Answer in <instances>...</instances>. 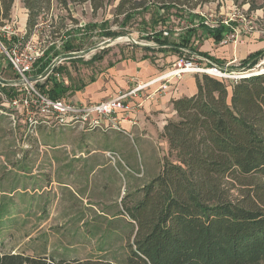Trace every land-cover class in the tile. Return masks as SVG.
<instances>
[{
    "label": "trees",
    "instance_id": "1",
    "mask_svg": "<svg viewBox=\"0 0 264 264\" xmlns=\"http://www.w3.org/2000/svg\"><path fill=\"white\" fill-rule=\"evenodd\" d=\"M59 1L65 6L70 2H89L94 10L106 2ZM126 1L118 4L119 13H123ZM192 1L158 0L161 4L157 9L169 11L176 7L185 11ZM207 1L215 0H196L193 4ZM22 2L29 11V35L38 24L42 9L50 7L52 0ZM234 2L248 3L252 10L262 7L258 0ZM14 3L15 0H0V26L10 18ZM138 7L133 4L132 8ZM131 17L132 12L127 13L125 23ZM190 18V27L178 37L168 30L165 34L164 29H153L146 37L156 46L146 49L178 55L196 52L209 57L197 51V41L208 35L219 42L231 31L225 23L214 26L197 15ZM107 34L118 33L111 30ZM77 50L69 40L63 43V52L54 44L47 46L32 75L45 74L59 56L76 62L78 57L73 55ZM263 56L264 49L258 50L241 64L252 68ZM69 75L67 66L59 63L37 85L53 99L70 98L86 83H75ZM9 88L12 96L19 92L15 87ZM173 104L177 116L165 126L169 151L159 174L141 186L139 199L129 204L124 201L126 205L122 204L119 213L114 214L134 227L132 236L125 238L124 259H114L104 249L86 257H66L46 250L0 251V264H263L264 74H252L236 82L209 74L197 75V92L177 98ZM173 155L176 160L171 159ZM1 210L0 224L11 217L6 205Z\"/></svg>",
    "mask_w": 264,
    "mask_h": 264
},
{
    "label": "rangeland",
    "instance_id": "2",
    "mask_svg": "<svg viewBox=\"0 0 264 264\" xmlns=\"http://www.w3.org/2000/svg\"><path fill=\"white\" fill-rule=\"evenodd\" d=\"M120 1L106 0L102 7L94 10L89 2H70L65 6L59 0H52L50 7L42 9L38 24L28 35L29 11L22 0H15L6 23L15 22L11 24L15 39L32 42L37 48L54 44L63 52V43L71 41L79 49L73 55L78 59L74 63L61 59L59 63L67 66L69 76L78 84L91 81L122 58L157 56V53L174 54L177 58L188 56L186 51L178 55L172 51L148 50L146 46L156 44L146 36L153 29H164L178 37L190 27L191 16L202 17L214 26L233 17L228 26L243 39H264V0H258L262 7L255 10L250 9L248 3H235L234 0L200 2L195 6L194 0L185 11L176 7L159 11L157 6L161 3L158 0H127L122 7L123 13H119ZM133 4L139 7L133 9ZM130 12L132 17L125 23L126 14ZM111 30L118 34L108 35ZM0 40L7 46L12 41L8 31L1 29ZM94 56L96 58L92 59ZM262 61L264 56L254 67ZM230 66L237 70L245 68L241 61ZM262 66L264 64L259 68ZM0 68L4 77H16L1 52ZM9 89L6 87L0 93V108L8 112L10 108L2 104H8L10 98H19L23 93L20 91L12 96ZM66 127L53 119L50 124L42 123L32 133L27 131L21 109L12 107V118L0 111V210L6 205L11 213V217L0 224V251L34 253L46 250L66 257H86L104 249L114 259L122 260L126 255L125 238L128 234L132 236L134 227L114 214L119 213L122 204L139 199L141 186L159 174L160 158L156 152L146 153L137 138L115 132L117 141L114 140V144L108 137H102L98 143L116 149L128 164H124L122 158L113 160L106 154L107 167L96 169L88 176V169L81 171V164L74 160L60 161V156L71 158L73 152L71 144L65 151L58 146L72 139V132L76 130L75 127L66 131ZM122 149L129 151V161ZM174 156L172 160H176ZM105 178H109L111 184L102 192L100 183Z\"/></svg>",
    "mask_w": 264,
    "mask_h": 264
},
{
    "label": "crops",
    "instance_id": "3",
    "mask_svg": "<svg viewBox=\"0 0 264 264\" xmlns=\"http://www.w3.org/2000/svg\"><path fill=\"white\" fill-rule=\"evenodd\" d=\"M197 42V51L207 53L209 57H205L218 64L232 62L234 65L251 53L264 49V39L256 41L249 38L242 39L238 43L221 45L213 37L204 35L202 40ZM157 54V56L142 55L116 60L98 73L94 79L87 82L82 89L77 90L69 99L76 103H95L121 93H128L138 84L146 83L161 75L177 59L174 54ZM197 75L199 74L185 73L179 79L173 78L166 91L160 89L162 81H158L135 94L128 95L125 99L133 106L132 110L130 112L118 110L115 113L118 117L116 125L127 133L118 130L108 118L104 120L102 126L67 125L66 131L70 128L75 129V127L76 130L72 132V139L59 143L58 146L65 151L66 146L71 144L73 152L70 155L71 158L60 156V161L65 163L68 159L74 160L75 163L81 164V171L88 169V176H92L96 169L107 167L109 162L106 151L118 152L116 149L105 148L98 142L102 137H108L114 144V140L117 141L115 132H118L137 138L143 150L146 153L156 152L160 158V164H163L169 151V143L164 136L165 126L169 120L177 116L173 100L197 92ZM121 152L129 161V151L122 149ZM122 160L124 164H128L123 158ZM100 184L101 191L105 192L104 187L110 185L111 182L109 178H105Z\"/></svg>",
    "mask_w": 264,
    "mask_h": 264
},
{
    "label": "built area",
    "instance_id": "4",
    "mask_svg": "<svg viewBox=\"0 0 264 264\" xmlns=\"http://www.w3.org/2000/svg\"><path fill=\"white\" fill-rule=\"evenodd\" d=\"M232 20L233 17H230L229 19L223 20V23L229 25ZM11 24L14 25L15 22H7L0 26L2 31H8V37L12 40L9 46L5 45L2 40H0V52L3 53L6 63L9 64L16 73V77H4L2 75L3 69L0 68V93L3 92L1 88L4 87H15L19 92L22 91L23 93L19 98H10L8 104L6 102L2 104L10 108L9 112L2 110V108H0V111L10 115L12 118V107L21 109L27 131L32 133L36 132V128L39 124H50L53 119L56 120L57 124L62 126L80 124L96 127L102 126L106 118L110 119L113 122L112 124H114L113 126L118 130L127 133L120 126L116 125L118 117L115 113L118 110L130 112L133 106L130 102H126L125 98L158 81H162L160 89L166 91L173 78L179 79L185 73H195L199 75L209 74L229 82H236L252 74H264V66L259 68L260 65L264 64V61L257 64L256 67L237 70L231 68L230 65L232 62L218 64L209 60L204 55L190 52L186 57L177 58L173 65L161 75L146 83L138 84V86L134 87L128 93H121L117 96L95 103H76L66 97L53 99L37 85V82L44 81L51 71L46 75H38L35 80L30 79L34 77L32 72L39 58L44 55L47 46L37 48L36 44L32 42H23L20 38L14 39L15 31ZM165 33L168 34V31ZM242 39L243 38L235 29H231V31L227 32L218 43L226 45L231 42L238 43ZM57 59L58 58H56L53 63L56 62V64H58L60 61ZM106 154L113 160L117 158L121 159L119 153L116 151L109 150L106 151Z\"/></svg>",
    "mask_w": 264,
    "mask_h": 264
},
{
    "label": "water",
    "instance_id": "5",
    "mask_svg": "<svg viewBox=\"0 0 264 264\" xmlns=\"http://www.w3.org/2000/svg\"><path fill=\"white\" fill-rule=\"evenodd\" d=\"M131 37V36H130ZM131 39H132V41H134V42H136L132 37H131ZM137 43V42H136ZM66 58H69L68 56H61V57H59L57 60L58 61H61V59H66ZM56 60V61H57ZM54 65H56V62H54V63H52L51 64V67L48 69V71L44 74V75H46L47 73H49L50 71H52V68H53V66ZM31 80H35V79H37V77H32V78H30Z\"/></svg>",
    "mask_w": 264,
    "mask_h": 264
},
{
    "label": "bare ground",
    "instance_id": "6",
    "mask_svg": "<svg viewBox=\"0 0 264 264\" xmlns=\"http://www.w3.org/2000/svg\"><path fill=\"white\" fill-rule=\"evenodd\" d=\"M59 58V57H58ZM59 64V63H58Z\"/></svg>",
    "mask_w": 264,
    "mask_h": 264
}]
</instances>
